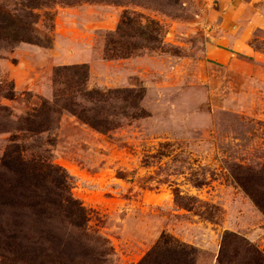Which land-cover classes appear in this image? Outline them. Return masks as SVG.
Here are the masks:
<instances>
[{"label":"rangeland","instance_id":"obj_1","mask_svg":"<svg viewBox=\"0 0 264 264\" xmlns=\"http://www.w3.org/2000/svg\"><path fill=\"white\" fill-rule=\"evenodd\" d=\"M151 1L59 4L42 10L52 20L36 26L41 45L0 51V158L15 139L26 156L62 167L113 247L112 264L139 262L164 234L195 248V264H218L224 232L264 248V215L233 178L264 164V0ZM124 12L164 27L161 51L105 58L104 38ZM83 64L88 89H143L140 116L104 135L65 112L49 132L18 131L52 101L54 71Z\"/></svg>","mask_w":264,"mask_h":264},{"label":"trees","instance_id":"obj_2","mask_svg":"<svg viewBox=\"0 0 264 264\" xmlns=\"http://www.w3.org/2000/svg\"><path fill=\"white\" fill-rule=\"evenodd\" d=\"M26 1L22 6L25 9L17 8L20 5L11 0L0 10V51L20 43L41 45L47 36H38L36 26L41 18L44 24L52 20L51 13L42 10L85 2ZM138 4L145 8L143 3ZM164 32L158 21L124 12L115 31L104 38L103 55L107 59H126L144 50L161 51ZM87 82L86 65L58 67L54 71L52 101L42 100L25 114L17 130L34 135L49 132L54 119L65 112L104 135L119 128L120 117L140 116L143 89H88ZM7 98H13L12 93ZM6 111L0 106V118L6 117ZM25 149L10 139L0 158V264H112L114 249L91 225L89 209L74 197L72 178L47 157L26 156ZM233 178L264 215V164L259 170L237 167ZM174 199L178 205L192 200L180 193H175ZM179 206L193 209L187 203ZM196 253L195 248L164 234L135 264H195ZM217 263L264 264V248L224 232Z\"/></svg>","mask_w":264,"mask_h":264}]
</instances>
